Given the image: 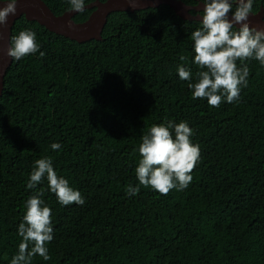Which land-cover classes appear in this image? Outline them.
Instances as JSON below:
<instances>
[{"label": "trees", "instance_id": "16d2710c", "mask_svg": "<svg viewBox=\"0 0 264 264\" xmlns=\"http://www.w3.org/2000/svg\"><path fill=\"white\" fill-rule=\"evenodd\" d=\"M43 1L56 15L70 7ZM199 27L168 6L112 13L102 40L85 43L16 21L12 36L34 31L40 51L13 61L0 97V264L18 252L25 204L41 189L54 239L51 259L32 264H264V66L246 62L247 87L233 103L193 100L188 84L199 69L190 37ZM181 64L191 81L179 78ZM166 120L193 131V180L167 195L141 186L129 196L142 137ZM45 157L82 206L60 205L46 178L27 188Z\"/></svg>", "mask_w": 264, "mask_h": 264}, {"label": "clouds", "instance_id": "9594fccd", "mask_svg": "<svg viewBox=\"0 0 264 264\" xmlns=\"http://www.w3.org/2000/svg\"><path fill=\"white\" fill-rule=\"evenodd\" d=\"M1 1L6 2L0 6V26L7 27L9 17L17 14L18 0ZM68 3L70 12L85 11V0H68ZM202 4V22L190 37L194 42L193 62L199 71L197 82H190L188 87L192 90L193 100L206 99L210 107L218 108L225 99L228 103L238 100L241 88L247 87V61L256 60L264 66V29L250 26L254 0H202ZM131 6L135 8L134 4ZM236 25H239L238 29ZM39 51L36 33L26 29L11 37L7 55L13 61H20ZM40 55L44 53L40 52ZM185 59L181 55L180 60ZM177 71L181 80H192L191 71L183 64ZM192 135L193 131L185 121L176 124L166 120L163 124L153 125L138 147L140 159L135 175L139 184L135 187L129 184L127 194L138 195L141 186L150 187L160 195H167L173 189H186L193 180L191 173L200 156L199 145L191 141ZM50 147L56 151L62 146L53 143ZM45 178L48 190L60 205L82 206L85 203L81 193L73 189L66 178L57 175L51 157L35 161L26 182L27 188L35 189ZM43 194L41 189L25 204L23 221L18 227L22 239L10 264H32L37 256L44 261L51 259L47 245L54 239L52 210L41 198Z\"/></svg>", "mask_w": 264, "mask_h": 264}, {"label": "water", "instance_id": "95a60500", "mask_svg": "<svg viewBox=\"0 0 264 264\" xmlns=\"http://www.w3.org/2000/svg\"><path fill=\"white\" fill-rule=\"evenodd\" d=\"M4 2L6 1L0 0V6ZM133 4L135 8L131 6ZM161 4L171 7L175 14L184 20L202 22V17L192 16L184 4L173 0H107L105 2L97 0L85 6V10L93 9V12L82 23L74 21L78 12L67 11L62 15H56L43 0H18L17 14L9 17L7 27L0 26V96L3 94L7 70L13 64V59L7 55L12 30L16 21L22 17L39 23L49 32L78 43H85L91 40H102L103 30L112 13L146 10L156 8ZM252 15L253 17L249 18L250 26L264 29V13ZM235 27L238 29L239 25Z\"/></svg>", "mask_w": 264, "mask_h": 264}, {"label": "flooded vegetation", "instance_id": "af4514ba", "mask_svg": "<svg viewBox=\"0 0 264 264\" xmlns=\"http://www.w3.org/2000/svg\"><path fill=\"white\" fill-rule=\"evenodd\" d=\"M96 1L97 0H94L91 3L96 2ZM99 1L100 2H105L107 0H99ZM173 1L181 2L182 4H184L187 7V9H188L189 14H191L194 17H200L201 12L203 11L202 0H173ZM161 6H167V5L161 4L160 6L154 8V9L160 8ZM149 9H151V8H149ZM170 9H172V8L170 7ZM142 10H144V9L135 10L134 12H130V11H126V12H128V13H136V12H139V11H142ZM234 10H235V5L233 6V11ZM173 12L175 14V11L174 10H173ZM261 12L264 13V0H254L253 13L252 14H258V13H261ZM177 17H179V16H177ZM180 19H182V18H180ZM182 20H184V19H182ZM184 21L194 22V23H197L198 22L199 23V21H189V20H184Z\"/></svg>", "mask_w": 264, "mask_h": 264}]
</instances>
